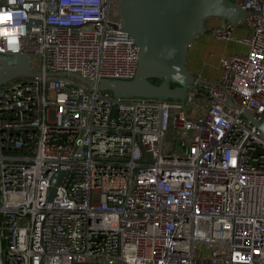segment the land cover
Segmentation results:
<instances>
[{"label":"built area","instance_id":"1","mask_svg":"<svg viewBox=\"0 0 264 264\" xmlns=\"http://www.w3.org/2000/svg\"><path fill=\"white\" fill-rule=\"evenodd\" d=\"M232 1L246 34L209 32L247 49L180 101L73 76H135L118 0H0V54L31 71L0 84L3 264H264V140L242 113L264 121V0Z\"/></svg>","mask_w":264,"mask_h":264},{"label":"water","instance_id":"2","mask_svg":"<svg viewBox=\"0 0 264 264\" xmlns=\"http://www.w3.org/2000/svg\"><path fill=\"white\" fill-rule=\"evenodd\" d=\"M117 10L123 30L139 47L135 76L129 80L102 79L98 82L73 76L89 88L108 90L116 97H163L180 101L186 98L188 88H195L194 84L212 83L196 78L186 67L188 47L205 31V20L220 17L236 26L245 17V9L232 0H118ZM30 74L26 53L0 54V84ZM152 80H159V83ZM228 103L233 105L232 101ZM242 113L264 140L263 119L255 118L246 110ZM62 175L59 171L52 177L50 199ZM0 264H3L1 238Z\"/></svg>","mask_w":264,"mask_h":264},{"label":"crops","instance_id":"3","mask_svg":"<svg viewBox=\"0 0 264 264\" xmlns=\"http://www.w3.org/2000/svg\"><path fill=\"white\" fill-rule=\"evenodd\" d=\"M224 24H227V21L223 18H207L205 31L192 40L186 58V67L192 75L206 81H215L220 75V57L238 52L237 44L240 43L234 40L217 39L210 34L209 30L212 27ZM243 33L246 34L244 25L232 27L233 36L241 37Z\"/></svg>","mask_w":264,"mask_h":264},{"label":"rangeland","instance_id":"4","mask_svg":"<svg viewBox=\"0 0 264 264\" xmlns=\"http://www.w3.org/2000/svg\"><path fill=\"white\" fill-rule=\"evenodd\" d=\"M113 15L114 16H118L119 17V13H118V10L117 9H114L113 10ZM241 25V24H240ZM239 26V24L238 25H236V26H234V27H238ZM244 34V33H243ZM245 35V34H244ZM243 35V36H244ZM246 50V47H245V45H243V44H237V51L238 52H243V51H245ZM159 82V80H155V83H158ZM198 85H201V84H198ZM159 98H161V99H165V98H163V97H159ZM167 138L168 139H172V135L170 134V135H168L167 136ZM208 244H205V243H199V244H197L196 245V251L197 252H202V251H207L208 250Z\"/></svg>","mask_w":264,"mask_h":264},{"label":"snow or ice","instance_id":"5","mask_svg":"<svg viewBox=\"0 0 264 264\" xmlns=\"http://www.w3.org/2000/svg\"><path fill=\"white\" fill-rule=\"evenodd\" d=\"M11 17L8 15V16H5V15H0V23L10 19ZM14 42V41H13Z\"/></svg>","mask_w":264,"mask_h":264},{"label":"clouds","instance_id":"6","mask_svg":"<svg viewBox=\"0 0 264 264\" xmlns=\"http://www.w3.org/2000/svg\"><path fill=\"white\" fill-rule=\"evenodd\" d=\"M5 16H8V14H5ZM0 35H7V32H0Z\"/></svg>","mask_w":264,"mask_h":264},{"label":"flooded vegetation","instance_id":"7","mask_svg":"<svg viewBox=\"0 0 264 264\" xmlns=\"http://www.w3.org/2000/svg\"><path fill=\"white\" fill-rule=\"evenodd\" d=\"M153 82H155V80H152ZM172 85V84H171ZM173 86V85H172Z\"/></svg>","mask_w":264,"mask_h":264},{"label":"trees","instance_id":"8","mask_svg":"<svg viewBox=\"0 0 264 264\" xmlns=\"http://www.w3.org/2000/svg\"><path fill=\"white\" fill-rule=\"evenodd\" d=\"M159 83V82H158Z\"/></svg>","mask_w":264,"mask_h":264}]
</instances>
